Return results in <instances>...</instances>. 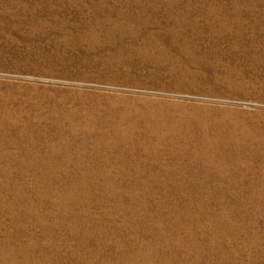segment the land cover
<instances>
[{
    "label": "rangeland",
    "instance_id": "obj_1",
    "mask_svg": "<svg viewBox=\"0 0 264 264\" xmlns=\"http://www.w3.org/2000/svg\"><path fill=\"white\" fill-rule=\"evenodd\" d=\"M0 264H264V0H0Z\"/></svg>",
    "mask_w": 264,
    "mask_h": 264
}]
</instances>
